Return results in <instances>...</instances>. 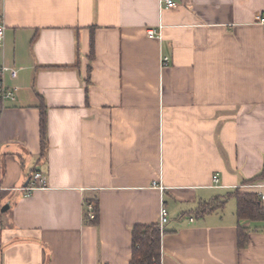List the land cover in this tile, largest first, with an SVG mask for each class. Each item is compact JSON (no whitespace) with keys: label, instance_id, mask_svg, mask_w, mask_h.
Segmentation results:
<instances>
[{"label":"crops","instance_id":"0c3cea01","mask_svg":"<svg viewBox=\"0 0 264 264\" xmlns=\"http://www.w3.org/2000/svg\"><path fill=\"white\" fill-rule=\"evenodd\" d=\"M174 1L0 0V65L18 71L0 100V264H129L162 205L161 264H264V221H241L239 247L235 198L196 213L237 188L264 203V0ZM37 171L48 187L28 195Z\"/></svg>","mask_w":264,"mask_h":264},{"label":"trees","instance_id":"16d2710c","mask_svg":"<svg viewBox=\"0 0 264 264\" xmlns=\"http://www.w3.org/2000/svg\"><path fill=\"white\" fill-rule=\"evenodd\" d=\"M94 57V39L91 42V58ZM40 127H41V152L40 158H46L49 148L48 128H47V108L43 100L40 103ZM230 198H235L237 202L236 215L240 221L239 247L245 246L248 239V228L242 225V220L264 221V203L257 193L244 192L237 188L224 196H217L210 201H203L197 208V215L211 213L217 209L225 207ZM90 202V201H88ZM91 203V202H90ZM95 204V212L98 213V203ZM88 214L86 213V218ZM88 219V218H87ZM90 221V220H89ZM98 222L97 218L91 220ZM162 230L159 223L136 224L132 228L133 250L129 264H161V239Z\"/></svg>","mask_w":264,"mask_h":264},{"label":"built area","instance_id":"2783aa9c","mask_svg":"<svg viewBox=\"0 0 264 264\" xmlns=\"http://www.w3.org/2000/svg\"><path fill=\"white\" fill-rule=\"evenodd\" d=\"M162 2L163 4H165L166 7H170V8L175 7L177 5V3L174 0H162ZM260 24L262 25L264 29V14L262 15L260 19ZM4 35H5V25L2 22H0V45L4 41ZM148 35L150 37H160L161 29L160 28L159 29L150 28L148 29ZM168 61H169L168 57L166 56L163 57L162 65L163 66L167 65ZM7 73H10L13 77H15L18 71L16 68L9 66L7 64L0 65V100L1 101L5 99H12L15 96L14 90L8 88L5 84V75ZM213 181L215 185H218V182H219L218 173H216L213 176ZM28 183L29 184H27L25 187L22 188L24 191H26L28 195L31 194L35 190L44 189L48 187L47 176L40 171L33 173ZM85 207H86L88 217L90 219H95L96 218L95 204L88 202L85 204ZM168 221H169L168 209L165 205H162L160 209V217H159V225L162 230L164 229Z\"/></svg>","mask_w":264,"mask_h":264},{"label":"rangeland","instance_id":"374dc122","mask_svg":"<svg viewBox=\"0 0 264 264\" xmlns=\"http://www.w3.org/2000/svg\"><path fill=\"white\" fill-rule=\"evenodd\" d=\"M230 207L235 208V206H234L233 204H232V205L229 204V206H228V210H229Z\"/></svg>","mask_w":264,"mask_h":264}]
</instances>
